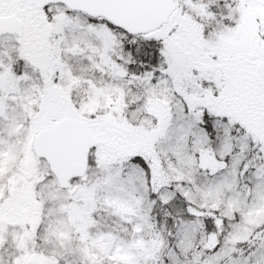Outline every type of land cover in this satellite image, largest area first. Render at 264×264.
Wrapping results in <instances>:
<instances>
[{
  "label": "snow or ice",
  "instance_id": "snow-or-ice-1",
  "mask_svg": "<svg viewBox=\"0 0 264 264\" xmlns=\"http://www.w3.org/2000/svg\"><path fill=\"white\" fill-rule=\"evenodd\" d=\"M0 264H264V0H0Z\"/></svg>",
  "mask_w": 264,
  "mask_h": 264
}]
</instances>
